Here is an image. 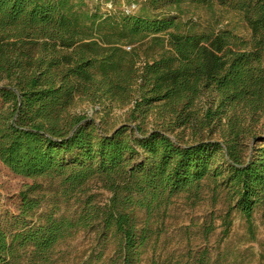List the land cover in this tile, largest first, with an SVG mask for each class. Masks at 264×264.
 <instances>
[{
  "label": "trees",
  "instance_id": "1",
  "mask_svg": "<svg viewBox=\"0 0 264 264\" xmlns=\"http://www.w3.org/2000/svg\"><path fill=\"white\" fill-rule=\"evenodd\" d=\"M131 1L139 14L104 17L87 0H0V162L64 199L92 183L111 194L104 206L89 197L76 218L45 213L29 228L42 185L27 187L21 230L0 223V264H46L80 229L113 237L122 264H137L153 213L178 194L200 201L206 183L227 193L251 232L258 211L264 219V140L252 134L264 114V0ZM217 7L240 14L250 38L184 20L191 8ZM79 101L106 113L134 105L131 121L153 114L166 124L110 133L72 114ZM194 127L191 144L170 135ZM206 129L221 140L200 136Z\"/></svg>",
  "mask_w": 264,
  "mask_h": 264
},
{
  "label": "rangeland",
  "instance_id": "2",
  "mask_svg": "<svg viewBox=\"0 0 264 264\" xmlns=\"http://www.w3.org/2000/svg\"><path fill=\"white\" fill-rule=\"evenodd\" d=\"M89 10L108 16L113 13L126 12L139 14L140 5L131 0H87ZM184 16L185 22L193 21L199 31L230 30L236 35L249 39L251 31L242 16L235 12L217 7L215 13L191 8ZM210 98L202 99L201 108H206ZM134 105L114 108L108 113L86 101H79L72 114L85 116L94 121L102 130L114 133L119 128L129 125L132 128L142 126L146 132L160 128L166 122L155 115L145 121H131ZM0 99V111L5 108ZM7 108V107H6ZM167 127V126H166ZM197 130V129H196ZM195 127L186 131L170 133L172 138L183 144H191L197 139ZM204 138L221 140L220 133L210 135L206 129L201 133ZM252 134L264 140V114L255 117ZM199 138V136H198ZM255 139L247 143L254 146ZM264 146L260 142L258 147ZM42 185L36 194L42 201L41 207L27 218L29 228L39 222L45 213L57 212L56 216L66 215L76 218L81 212L83 203L89 197L94 204H108L111 194L101 188L100 184L92 183L89 191L77 197L64 199L56 196L49 183L43 180L33 181L14 174L0 162V223L15 233L22 225H16L22 209V193L27 187ZM201 200L195 202L188 194H178L162 204L150 219L151 238L141 259L137 264H200L206 258L210 264H264V219L258 211L254 219V231L251 232L247 221L237 210L232 209V202L227 193L219 190L211 183H206ZM230 212V214H229ZM141 226L148 219L145 212L139 213ZM30 257V256H29ZM23 264H41L34 260H24ZM46 264H122V257L113 237L105 240L96 230L80 229L74 231L58 244L50 254Z\"/></svg>",
  "mask_w": 264,
  "mask_h": 264
}]
</instances>
